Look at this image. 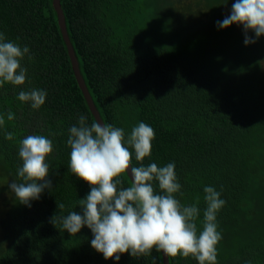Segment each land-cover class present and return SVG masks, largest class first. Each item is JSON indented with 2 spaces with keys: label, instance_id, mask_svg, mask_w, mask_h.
<instances>
[{
  "label": "trees",
  "instance_id": "trees-1",
  "mask_svg": "<svg viewBox=\"0 0 264 264\" xmlns=\"http://www.w3.org/2000/svg\"><path fill=\"white\" fill-rule=\"evenodd\" d=\"M235 0H61L81 73L105 124L125 137L138 123L153 128L143 164H175L184 205L204 187L226 203L217 213V264H264V36L245 45L243 27L219 28ZM0 32L29 54L23 85L0 88V264H164L162 253L105 260L87 227L71 236L59 218L80 211L90 186L69 171V129L81 115L97 121L73 69L53 0H0ZM248 35L255 39L254 33ZM31 56V59H29ZM47 93L34 110L21 90ZM11 111L15 119L7 120ZM5 132L14 133L12 140ZM50 139L45 189L31 207L9 185L18 181L20 141ZM132 166H139L132 158ZM127 187L128 174L121 177ZM154 189L159 194L158 182ZM63 203L59 209L57 204ZM56 216L55 226L50 218ZM171 264H199L170 257Z\"/></svg>",
  "mask_w": 264,
  "mask_h": 264
},
{
  "label": "clouds",
  "instance_id": "clouds-1",
  "mask_svg": "<svg viewBox=\"0 0 264 264\" xmlns=\"http://www.w3.org/2000/svg\"><path fill=\"white\" fill-rule=\"evenodd\" d=\"M217 23L222 29L233 24L242 26L245 45L255 43L264 36V0H235L230 14ZM249 32L254 33L255 39ZM28 54L27 46L7 40L0 32V88L5 84L25 83L27 68L21 62ZM46 95L39 89L21 90L17 99L30 102L31 108L38 110L45 103ZM14 119L9 111L7 120ZM4 125V116L0 115V128ZM154 136L153 128L143 122L125 137L123 128L98 121L88 124L87 118L81 115L78 124L69 129V171L86 182L90 192L79 199L80 211L60 217L59 223L71 236L83 227L90 229L91 247L105 260L119 261L125 253L133 258L146 257L155 250L167 257L179 255L192 257L199 264H217V244L222 239L217 230V213L226 202L213 187H204L207 207L203 212L202 230L198 232L199 198L190 205L176 198V193H183L175 164L162 167L156 163L143 164L151 155ZM13 137L14 133L5 132V139ZM52 151V141L43 135H27L20 141L18 156L22 166L17 169L18 181L9 185L20 204L31 207V201L39 200L45 189H52L46 162ZM133 154L139 166H132ZM125 174L131 175L127 187L121 179ZM154 182H158L159 194ZM57 207L65 206L60 203ZM49 222L55 226L56 216Z\"/></svg>",
  "mask_w": 264,
  "mask_h": 264
},
{
  "label": "water",
  "instance_id": "water-1",
  "mask_svg": "<svg viewBox=\"0 0 264 264\" xmlns=\"http://www.w3.org/2000/svg\"><path fill=\"white\" fill-rule=\"evenodd\" d=\"M53 4H54V7H55L57 14H58L59 25H60L63 37H64L66 44H67L68 52H69L70 58L72 60L73 69L75 71V75H76V78L78 80V83H79V85H80V87L84 93V96H85V98H86V100L90 106V109H91L92 113L94 114L96 120L98 122L104 123V121L100 115V112H99V110H98V108H97V106L93 100V97H92V95H91V93L87 87L85 79L81 73L79 60H78V57L76 55L73 43H72L71 38H70V35L68 33L67 24H66V17H65L64 10L62 8L61 0H53ZM129 177L131 179V175H129ZM162 255H163V263L164 264H171L170 263V257L165 256L163 253H162Z\"/></svg>",
  "mask_w": 264,
  "mask_h": 264
}]
</instances>
